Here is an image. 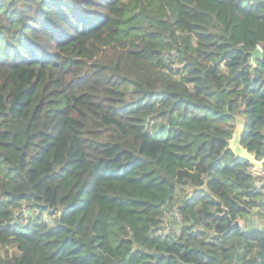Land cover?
Wrapping results in <instances>:
<instances>
[{"label": "trees", "instance_id": "obj_1", "mask_svg": "<svg viewBox=\"0 0 264 264\" xmlns=\"http://www.w3.org/2000/svg\"><path fill=\"white\" fill-rule=\"evenodd\" d=\"M237 117L264 161V0H0V264H264Z\"/></svg>", "mask_w": 264, "mask_h": 264}, {"label": "water", "instance_id": "obj_2", "mask_svg": "<svg viewBox=\"0 0 264 264\" xmlns=\"http://www.w3.org/2000/svg\"><path fill=\"white\" fill-rule=\"evenodd\" d=\"M262 57V50L261 48H258L252 53V62L255 63L257 59H261ZM244 131V126L237 125L233 134V137L230 141V149L232 152L237 156L240 157L248 162L253 166V169L258 172H263L264 170V161H258L255 156L250 154L247 149H245L242 146L241 138ZM138 158H141L140 156H137ZM223 217L226 218L227 224H226V231L220 235L221 237H225L232 231L239 229L241 227V222L239 220L232 221L231 217L229 216V213L227 210H225ZM154 256L158 257L160 255L154 254ZM162 256V254H161Z\"/></svg>", "mask_w": 264, "mask_h": 264}, {"label": "crops", "instance_id": "obj_3", "mask_svg": "<svg viewBox=\"0 0 264 264\" xmlns=\"http://www.w3.org/2000/svg\"><path fill=\"white\" fill-rule=\"evenodd\" d=\"M237 125L245 127L244 119L241 118V119L237 120ZM253 171L257 174L262 173V172H258L256 170H254V169H253ZM263 202H264V200H263ZM261 210L262 211H259V209H255L253 211L252 216L247 220V222L245 224V227L247 230H253V229L264 230V207L261 208Z\"/></svg>", "mask_w": 264, "mask_h": 264}, {"label": "built area", "instance_id": "obj_4", "mask_svg": "<svg viewBox=\"0 0 264 264\" xmlns=\"http://www.w3.org/2000/svg\"><path fill=\"white\" fill-rule=\"evenodd\" d=\"M260 174L262 175V179L259 183L260 184L259 186L264 188V170ZM167 217L169 218L170 221H172L174 218H177L178 220L180 219V215L178 212H171V213L167 214ZM169 230H170V225L168 224L165 226V231L161 232V234H165Z\"/></svg>", "mask_w": 264, "mask_h": 264}, {"label": "rangeland", "instance_id": "obj_5", "mask_svg": "<svg viewBox=\"0 0 264 264\" xmlns=\"http://www.w3.org/2000/svg\"><path fill=\"white\" fill-rule=\"evenodd\" d=\"M241 118H242V117H237V120H239V119H241ZM178 229H179V228L174 229V231L172 232V234H175L176 231H178Z\"/></svg>", "mask_w": 264, "mask_h": 264}]
</instances>
